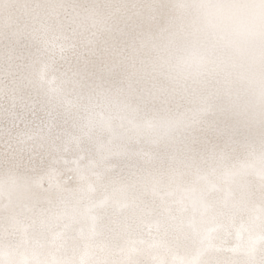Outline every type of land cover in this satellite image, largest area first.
<instances>
[{
  "label": "snow or ice",
  "instance_id": "6c2138e0",
  "mask_svg": "<svg viewBox=\"0 0 264 264\" xmlns=\"http://www.w3.org/2000/svg\"><path fill=\"white\" fill-rule=\"evenodd\" d=\"M264 0H0V264H264Z\"/></svg>",
  "mask_w": 264,
  "mask_h": 264
},
{
  "label": "clouds",
  "instance_id": "9594fccd",
  "mask_svg": "<svg viewBox=\"0 0 264 264\" xmlns=\"http://www.w3.org/2000/svg\"><path fill=\"white\" fill-rule=\"evenodd\" d=\"M264 32V30H262ZM264 46V34H258L252 41H250L249 47L257 48Z\"/></svg>",
  "mask_w": 264,
  "mask_h": 264
}]
</instances>
